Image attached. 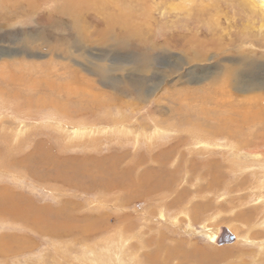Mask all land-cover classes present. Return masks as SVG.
Masks as SVG:
<instances>
[{
  "label": "rangeland",
  "instance_id": "obj_1",
  "mask_svg": "<svg viewBox=\"0 0 264 264\" xmlns=\"http://www.w3.org/2000/svg\"><path fill=\"white\" fill-rule=\"evenodd\" d=\"M249 1L0 0V188L55 217L0 211V236L31 245L0 264H264V13ZM141 171L162 190L133 184Z\"/></svg>",
  "mask_w": 264,
  "mask_h": 264
},
{
  "label": "bare ground",
  "instance_id": "obj_2",
  "mask_svg": "<svg viewBox=\"0 0 264 264\" xmlns=\"http://www.w3.org/2000/svg\"><path fill=\"white\" fill-rule=\"evenodd\" d=\"M249 1V0H248ZM258 3V4H257ZM248 4L250 5V6H252L253 8H256V7H258V8H260V9H262V11L261 12H263L264 13V0H250L249 2H248ZM217 48V47H216ZM2 97V96H1ZM0 97V98H1ZM4 97V96H3ZM6 101H8V100H6ZM9 103V102H8ZM49 103H52V102H48V103H46V102H44V104L45 105H47V104H49ZM263 103H264V101H263ZM50 105H52V104H50ZM251 106V105H250ZM16 107H18V106H16ZM52 109H54V108H52ZM55 110H57V109H55ZM61 110H63V108H61L59 111H61ZM249 112V111H248ZM251 113V112H250ZM247 114V113H246ZM248 115H249V113H248ZM262 115H264V111H263V114ZM249 116H251V115H249ZM261 118L262 117H264V116H260ZM259 117V118H260ZM82 125V124H81ZM84 126V125H83ZM84 127H86V126H84ZM158 127V126H157ZM81 128V127H80ZM85 129V128H84ZM123 129V128H122ZM122 129L120 128V131H122ZM20 131V130H19ZM21 132V131H20ZM19 132V133H20ZM85 132H86V130H79V129H76V128H72V134H73V137L74 138H76V137H81L82 135H85ZM122 133V132H121ZM148 135H146V134H138L139 136H136V138L137 137H140L141 135H143L144 136V138H145V140H146V142L147 143H152V142H155V139L156 138H158V136H160V132H159V128H155L154 129V131H153V133H147ZM157 136V137H156ZM142 137V136H141ZM136 141H138V139H136ZM217 142V141H216ZM214 144H215V142H214ZM213 144V145H214ZM216 147V146H215ZM39 150V149H38ZM42 150V149H41ZM44 153H46V152H44ZM44 153L42 154L41 153V155L43 156L44 155ZM47 153H48V151H47ZM40 154V153H39ZM47 155V154H46ZM39 157V156H38ZM112 158H113V156H111ZM39 158H42V157H39ZM40 160V159H39ZM44 160V159H43ZM42 160V161H43ZM67 160H69V158H67ZM151 160V159H150ZM153 160V159H152ZM151 160V161H152ZM45 161H46V159H45ZM48 161V160H47ZM53 161V160H52ZM72 161V160H71ZM111 161H113L112 159H111ZM117 161V160H116ZM58 161H56V163H57ZM69 162H70V160H69ZM79 162V161H78ZM82 162V161H81ZM80 162V163H81ZM114 162V161H113ZM17 163V162H16ZM115 163V162H114ZM40 164H42V163H40ZM50 164V163H49ZM59 164V163H58ZM57 164V165H58ZM71 164H73V163H71ZM108 164V163H107ZM46 165V164H45ZM70 165V164H69ZM81 165V164H80ZM109 165V164H108ZM107 165V166H108ZM59 167H60V165H58ZM73 166V165H72ZM115 166V165H114ZM73 167H75V165L73 166ZM77 167H78V163H77ZM89 167V166H88ZM55 168V167H54ZM61 168H62V166H61ZM67 168H69V167H67ZM72 168V167H71ZM109 168H111V167H109ZM98 169V168H97ZM107 169V168H106ZM112 169V168H111ZM65 170V169H64ZM81 170H83V169H81ZM80 170V171H81ZM127 170V169H126ZM65 171H67V170H65ZM77 171V170H76ZM103 171V170H102ZM58 172V171H57ZM112 172V171H111ZM58 173H60V171L58 172ZM66 173H68V172H66ZM78 173V172H77ZM76 173V174H77ZM83 173H86V172H83ZM118 173V172H117ZM119 173H121V171L119 172ZM131 173H133V172H131ZM71 174H72V172H71ZM75 174V173H74ZM82 174V173H81ZM98 174V173H97ZM100 174V173H99ZM125 174V173H124ZM127 174V173H126ZM57 175V174H56ZM60 176H61V174H59ZM65 175V174H64ZM68 175V174H67ZM94 175H95V173H94ZM123 175V174H122ZM69 176V175H68ZM71 176V175H70ZM55 177V176H54ZM100 177V176H99ZM104 177V176H103ZM102 176H101V178H103ZM123 177V176H122ZM56 178H58V177H56ZM66 178V177H65ZM99 179V178H98ZM111 179H113V178H111ZM116 179V178H115ZM118 179V178H117ZM116 179V180H117ZM127 179H129L128 177H127ZM159 178L153 173V172H147V171H141L140 173H139V178H138V176H137V178H136V176L133 178V184H138L139 185V183L140 184H143V186L142 187H144L145 189H150V191H151V189H153V190H162V186H159L160 185V183H159V180H158ZM66 182H67V179L65 180ZM99 181H101V180H99ZM99 181L97 182V183H99ZM122 181V180H121ZM116 182V181H115ZM114 182V183H115ZM118 182V181H117ZM101 183V182H100ZM104 183H105V181H104ZM119 183V182H118ZM120 184H121V182H120ZM159 184V185H158ZM103 185V184H102ZM110 185V184H109ZM164 185V184H163ZM141 187V186H140ZM141 190V189H140ZM159 190V191H160ZM4 191L6 192V190H3V188H0V206H1V208L2 209H0V211H6V212H4V213H6V214H11L12 215V218H24L25 220H27V221H29V222H32V224L33 223H37V225H39L42 229H49V230H51V229H53V227H55V225H54V219H55V217H53L52 216V218H44L45 216H35V217H32L30 214L28 215V216H24L23 215V213H22V215L20 214V212H19V208H18V205L19 204H17L16 203V201H14L15 199H13V195L14 194H12L11 196H9L7 193L8 192H6V193H4ZM149 191V192H150ZM147 192V191H146ZM157 192V191H156ZM154 193V192H153ZM6 194V195H5ZM20 194V193H19ZM16 195H18V194H16ZM2 196V197H1ZM19 196H21V195H19ZM3 198V199H2ZM19 198V197H18ZM17 200H19V199H17ZM20 207H21V205H20ZM31 207V206H30ZM9 208H10V211L11 212H7L8 210H9ZM18 208V209H17ZM36 208V207H35ZM37 209V208H36ZM21 210V209H20ZM59 210H62V209H59ZM43 211V210H42ZM17 215V213L19 214V215H17V216H15V214ZM37 212H39V211H37ZM31 213V212H30ZM55 213V212H54ZM62 213V212H61ZM32 214V213H31ZM55 215V214H54ZM56 216V215H55ZM161 217H164V215H163V213L161 212V215H160ZM47 217V216H46ZM58 218H60V217H58ZM57 219V218H56ZM62 219V218H61ZM86 219V218H85ZM21 220V219H20ZM63 220V219H62ZM24 221V220H23ZM26 221V222H27ZM66 221V220H65ZM84 221V220H83ZM25 222V221H24ZM23 222V223H24ZM29 222H27V223H29ZM59 222H61V221H59ZM63 222H64V220H63ZM69 222V221H68ZM90 222V221H89ZM62 223V222H61ZM60 223V224H61ZM57 224H58V222H57ZM64 224H65V222H64ZM70 224V223H69ZM28 225V224H27ZM31 225V224H30ZM87 225V224H86ZM91 226V225H90ZM33 227V226H32ZM39 227V228H40ZM61 227H63V226H61ZM66 227V226H65ZM67 227H69V226H67ZM82 228H77V229H81L80 231H82V232H89L90 230V228L89 229H85V228H88V227H83V226H81ZM60 228V227H59ZM58 228V229H59ZM64 228V227H63ZM75 228V227H74ZM85 229V230H84ZM35 230V229H34ZM37 230V229H36ZM39 230H41V229H39ZM61 230V229H60ZM217 230H218V228H214V229H208V239H209V241L211 242V241H213L214 240V238L217 236L216 234H217ZM63 231H64V229H63ZM68 231H69V229H68ZM51 232V231H50ZM49 231H48V233H50ZM230 232H231V234H233V232L230 230ZM51 234V233H50ZM54 234V233H53ZM23 238L22 237H19V236H0V251L2 252V251H5L4 252V254H5V257L6 256H11L10 254H9V251L11 250V251H14V250H18V249H23L24 248V246H26L27 247V245L28 246H31V245H29V243L28 242H24L23 240H22ZM32 244V243H31ZM121 246V245H120ZM122 247V246H121ZM5 248H9V251H7V249L6 250H3V249H5ZM30 249V248H29ZM25 250V249H24ZM27 250V249H26ZM19 253V252H18ZM13 254H16V253H13ZM191 254V253H190ZM192 255V254H191ZM192 256H194V255H192ZM199 256H200V254H199ZM162 263H163V261H162Z\"/></svg>",
  "mask_w": 264,
  "mask_h": 264
},
{
  "label": "water",
  "instance_id": "obj_3",
  "mask_svg": "<svg viewBox=\"0 0 264 264\" xmlns=\"http://www.w3.org/2000/svg\"><path fill=\"white\" fill-rule=\"evenodd\" d=\"M219 231H220V233H219V236L215 239V241H214L215 243L222 245L223 241H224L223 244H229V243L233 242L234 237L226 229L219 228ZM218 239L220 240V242Z\"/></svg>",
  "mask_w": 264,
  "mask_h": 264
}]
</instances>
